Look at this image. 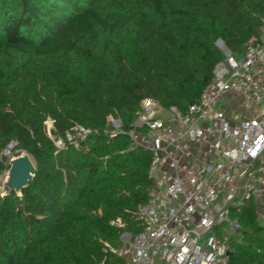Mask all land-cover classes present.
Masks as SVG:
<instances>
[{"label": "trees", "instance_id": "obj_1", "mask_svg": "<svg viewBox=\"0 0 264 264\" xmlns=\"http://www.w3.org/2000/svg\"><path fill=\"white\" fill-rule=\"evenodd\" d=\"M263 27L264 0H0V155L14 144L36 167L21 197L0 196V264H121L106 245L142 231L154 189L128 137L141 102L188 111L226 59L218 41L241 57ZM76 125L98 134L58 149ZM231 214L230 263L264 264L256 201Z\"/></svg>", "mask_w": 264, "mask_h": 264}, {"label": "built area", "instance_id": "obj_2", "mask_svg": "<svg viewBox=\"0 0 264 264\" xmlns=\"http://www.w3.org/2000/svg\"><path fill=\"white\" fill-rule=\"evenodd\" d=\"M225 55L188 111L165 108L154 98L141 102L128 137L132 148L152 154L154 189L138 206L142 231L125 233L118 248L106 245L121 264H231V234L241 229L231 211L249 199L264 226V27L243 56ZM108 122L106 135L121 132L120 119ZM54 124L45 123L51 138ZM95 134L76 125L56 146H78ZM14 146L0 162L19 155Z\"/></svg>", "mask_w": 264, "mask_h": 264}, {"label": "water", "instance_id": "obj_3", "mask_svg": "<svg viewBox=\"0 0 264 264\" xmlns=\"http://www.w3.org/2000/svg\"><path fill=\"white\" fill-rule=\"evenodd\" d=\"M217 45L221 50L225 51V54L228 55L230 53L223 41H218ZM8 166L7 178L1 187L0 196L5 197L15 193L21 197L23 190L33 182L36 176L35 164L30 155L24 152L20 156L11 158Z\"/></svg>", "mask_w": 264, "mask_h": 264}, {"label": "rangeland", "instance_id": "obj_4", "mask_svg": "<svg viewBox=\"0 0 264 264\" xmlns=\"http://www.w3.org/2000/svg\"><path fill=\"white\" fill-rule=\"evenodd\" d=\"M15 151H17V150H15ZM23 153L24 152H20L18 156H20ZM15 157H17V156H15ZM7 173H8V171H6L3 175H0V191H1V187L3 186V184H4V182H5L6 178H7ZM236 234H237L236 232L235 233H232L231 236L233 235V237H234Z\"/></svg>", "mask_w": 264, "mask_h": 264}]
</instances>
